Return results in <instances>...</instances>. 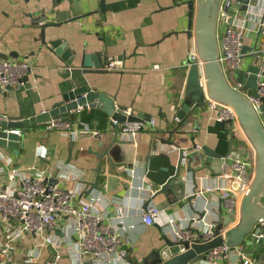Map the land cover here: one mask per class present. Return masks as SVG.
<instances>
[{"label": "crops", "instance_id": "1", "mask_svg": "<svg viewBox=\"0 0 264 264\" xmlns=\"http://www.w3.org/2000/svg\"><path fill=\"white\" fill-rule=\"evenodd\" d=\"M196 15L197 0H0V56L30 65L17 86L0 87V114L18 118L21 113L52 112L66 104L65 95L74 85L87 82L145 124L134 137L124 139L102 107L84 104L72 110L70 120L63 121L91 132L73 138L60 129L48 130L50 122L42 123L21 129L18 154L3 146L14 163L25 169L46 168L56 177L59 165L74 166L83 173V180L62 185L75 190L79 198L102 194L109 200L121 199L128 221L136 224L126 232L130 236V264L167 240L174 241V224H162L165 215L160 222H143L141 211L152 202L177 217L176 226L186 225L191 215L208 210L224 241L243 244L245 253L256 260L255 264L259 262V251L246 240L264 216V197L240 195L237 206L230 210L217 190L205 189L220 182L228 185L226 176L211 168L197 173L196 189L191 173L186 166L182 168L184 195L177 182L164 188L177 170L178 156L170 151L176 147L190 154L205 155L204 149L209 148L225 155L232 142V152L240 153L248 163L251 185L256 172V150L239 123L227 124L226 130L217 110L207 102L188 123L178 117L191 65L198 61ZM263 41L264 34L254 32L247 44L255 46ZM84 54L99 60L98 66L87 67L85 73L78 70ZM109 57L119 58L121 67L106 69ZM252 58L246 57L245 66ZM192 137L198 144L195 151L189 150ZM98 165L100 170L96 171ZM196 191L202 195L187 198ZM68 260L63 254L59 262ZM232 263L231 254L217 264ZM192 264L206 262L202 259Z\"/></svg>", "mask_w": 264, "mask_h": 264}, {"label": "built area", "instance_id": "2", "mask_svg": "<svg viewBox=\"0 0 264 264\" xmlns=\"http://www.w3.org/2000/svg\"><path fill=\"white\" fill-rule=\"evenodd\" d=\"M254 32L264 34V0H221L218 11L219 61L230 84L258 105V99L249 96L247 85L237 76L238 72L249 73L245 59L252 55L251 62L260 66L257 92L264 97V41L262 44L257 42L255 46L247 44ZM197 57L196 64L201 67V84H204L203 60L199 54ZM121 63L119 58L109 57L104 67L113 70L121 67ZM29 68L25 60L0 56V87L17 86L28 74ZM207 104L217 110L219 120L230 118L233 126L239 123L234 110L227 104L213 99H209ZM125 112L130 115L128 109ZM2 115V118L11 119ZM179 120L177 117L176 121ZM150 121L153 125L154 120ZM111 122L122 138L128 140L145 125L140 120L120 121L114 117ZM46 128L60 129L73 138L90 131L88 128H73L69 121L63 120H53ZM4 130L18 133L20 142L21 129ZM170 151L177 156L182 151L181 162L188 165L190 153L186 149L176 147ZM223 158L231 163V176L239 183L238 190L222 182L216 186L208 185L205 189L211 192L217 190L216 194L219 193L223 205L233 210L237 206L238 197L249 192L252 175L241 154L231 152ZM58 169V181H50L55 176L49 170L17 166L0 144V264H130L127 260L130 236L126 232L133 230L136 224L128 221L126 206L121 199L109 200L102 194L79 198L75 190L65 187L62 182L82 181L83 173L66 164L59 165ZM196 194L202 195V192L196 191ZM141 212L145 224L160 222L161 216L165 215V223L162 224H174L173 233L177 239L192 241L195 229L203 232V241L217 236L214 217L208 210L203 214L191 215L189 222L183 226H176L179 219L166 214L155 202ZM56 228L63 232L61 236L55 233ZM257 228L264 229V217L258 219ZM230 251L243 254L238 264H255L256 260L245 253L243 244H229L224 239L206 253L205 262L217 264ZM63 254L69 259L66 263L59 262Z\"/></svg>", "mask_w": 264, "mask_h": 264}, {"label": "water", "instance_id": "3", "mask_svg": "<svg viewBox=\"0 0 264 264\" xmlns=\"http://www.w3.org/2000/svg\"><path fill=\"white\" fill-rule=\"evenodd\" d=\"M221 0H197V15H196V43L200 58L203 60L205 83L201 84V72L198 64L191 65L187 86L185 91V99L182 108L178 112V117L183 119L184 123H188L190 119H194L198 108L204 106L209 99L227 104L230 106L236 116L239 124L243 128L245 135L249 142L256 150V172L255 177L247 194H255L260 200L264 197V97L259 96L257 92L258 87V71L259 64L251 63L247 67L249 73L242 72L243 80L247 85V92L249 96L258 99V105H255L251 98L244 94L239 89L235 88L227 80L222 65L219 61L220 47L218 39V11ZM245 7V5L243 6ZM56 44V42H55ZM99 65L94 55L84 54L78 70L82 72L88 71L89 66ZM100 67V66H99ZM66 104L60 108L42 114H35L33 116H24L20 114L18 118L5 119L0 114V144L9 146L15 153L20 152V142L18 141V133L7 132L4 129H25L42 123H49L55 120H70L72 116L71 110L77 108L79 105L94 104L102 107L109 115L117 118L120 121L125 119L141 120V117L133 115H125V107L117 106L114 100L106 93L93 90L86 82L85 84L76 86L67 92L65 95ZM258 107V109H257ZM224 128L227 130V124H233V120L222 119ZM175 146L176 142L169 141ZM192 147L190 151H195L198 144L195 138L192 137ZM232 142L225 155L218 153L209 148H205V155L189 154V163L186 166L187 172L191 173V178L196 189L199 184L197 182V173L202 170L211 168L217 173H221L228 179V185L238 190L239 183L231 176V163L224 159L223 156L232 152ZM181 150L185 148L180 147ZM238 153V152H237ZM240 154V153H239ZM182 151L177 159V170L167 180L165 187L172 183H179L183 192L186 191V179L181 176V170L185 165L181 162ZM197 166H192L193 163ZM100 170V165L97 166L96 171ZM50 181L57 182L58 178L53 177ZM94 185H96L94 183ZM196 192L187 195L188 199H193ZM264 207V206H263ZM264 217V216H261ZM217 236L209 241H203V232L195 229L193 231L194 237L192 241L189 239H177L174 235V241H166L165 244L159 248L152 250L149 254L139 259L136 263L131 264H192L198 260L205 259L206 253L214 246L223 242V237L220 234V226L214 228ZM55 233L62 235L60 228L55 229ZM166 238V237H165ZM249 245L255 246L256 251H259V262L256 264H264V229L257 228L255 234H251L250 238L246 240ZM232 254L233 263L241 262L243 254L241 252L230 251L227 256Z\"/></svg>", "mask_w": 264, "mask_h": 264}, {"label": "rangeland", "instance_id": "4", "mask_svg": "<svg viewBox=\"0 0 264 264\" xmlns=\"http://www.w3.org/2000/svg\"><path fill=\"white\" fill-rule=\"evenodd\" d=\"M250 60V58L248 57L247 58V61H249ZM238 79H243V74H242V72H238Z\"/></svg>", "mask_w": 264, "mask_h": 264}]
</instances>
